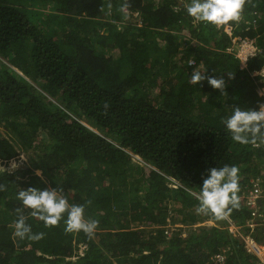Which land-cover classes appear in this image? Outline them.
I'll list each match as a JSON object with an SVG mask.
<instances>
[{"label": "trees", "instance_id": "1", "mask_svg": "<svg viewBox=\"0 0 264 264\" xmlns=\"http://www.w3.org/2000/svg\"><path fill=\"white\" fill-rule=\"evenodd\" d=\"M180 1L129 0L138 19L123 23L124 0H0V264H213L223 250L226 264L258 263L230 222L264 240L241 198L264 186V143L233 141L223 120L264 104V0L228 28ZM237 38L256 48L245 66L228 52ZM194 71L223 77L227 95L190 83ZM226 164L240 170L239 209L197 214L207 170ZM29 187L91 200L94 236L31 217L17 199ZM17 210L42 240L14 236ZM177 221L215 225L185 236Z\"/></svg>", "mask_w": 264, "mask_h": 264}, {"label": "clouds", "instance_id": "2", "mask_svg": "<svg viewBox=\"0 0 264 264\" xmlns=\"http://www.w3.org/2000/svg\"><path fill=\"white\" fill-rule=\"evenodd\" d=\"M250 3L251 0H190V3L185 5V9L188 15L197 21L228 28L243 19L245 7ZM130 7L129 0H124L120 11L127 15ZM108 8L110 14L111 4ZM173 10L176 11L175 8ZM101 11L104 9L101 8ZM205 80L213 89L219 90L222 95H227L223 77L207 76L200 71H194L190 83L201 85ZM107 107L106 103L105 108ZM223 123L226 130L231 133L232 140L239 144L264 143V104H260L258 110L234 106L232 114L224 119ZM139 159L140 157H135V160L139 161ZM5 171L4 168H0V174ZM239 172L237 166L227 164L223 167L208 169L198 196L197 214L211 215L217 221H223L231 216L233 210H238L240 207ZM36 175H41L40 171H37ZM6 190V186L0 184V191ZM62 193V188L40 190L29 187L26 190H20L17 199L22 202L24 208L30 210L31 217L42 221L45 227H58L63 221L66 233L83 232L89 238L93 237L99 222L85 217V208L90 206L92 201L88 200L85 204L79 205L69 204ZM17 211L14 236L20 240L28 239L37 242L42 240L45 233H33L31 225L27 223L28 217L20 210ZM239 239L245 243L243 239ZM254 257L259 260L256 256Z\"/></svg>", "mask_w": 264, "mask_h": 264}, {"label": "built area", "instance_id": "3", "mask_svg": "<svg viewBox=\"0 0 264 264\" xmlns=\"http://www.w3.org/2000/svg\"><path fill=\"white\" fill-rule=\"evenodd\" d=\"M241 39L237 38L234 39L236 41L235 44H238L237 52L234 50V54L237 53V58L242 61L241 59L244 60V66L246 65V62L248 61L249 57H252L256 54V48L253 46L252 42H247V41H239ZM236 55V54H235ZM241 58V59H240ZM262 76H264V69L260 73ZM258 75V74H257ZM253 182V188L250 189V192L256 196L257 198V206H260V201L258 198V194L260 192V186L262 187V184L259 180L252 181ZM247 208L251 210L252 215L254 216V219H250L246 222L245 226H247L252 232L260 226L264 227V213L259 211V213H255V210L253 212V207H252V202L249 204L245 203ZM230 231L237 237L241 238L244 240L246 244V248L248 253L256 256L259 260L257 264H264V244H261L256 241L255 238L251 236V234L248 235H243L245 234V230L242 231L240 227H236L232 222H230ZM236 230V232H235ZM243 232V233H242ZM225 253V250H223ZM222 252V253H223ZM220 254L214 258V263L213 264H226V256L225 254Z\"/></svg>", "mask_w": 264, "mask_h": 264}, {"label": "rangeland", "instance_id": "4", "mask_svg": "<svg viewBox=\"0 0 264 264\" xmlns=\"http://www.w3.org/2000/svg\"><path fill=\"white\" fill-rule=\"evenodd\" d=\"M184 2V0H181L180 1V4H182ZM138 13H135L134 15H131V13L128 11L127 12V15H125L124 16V22L123 23H128L131 19H135V20H137L138 19ZM180 36V35H179ZM234 43H236V41H234ZM237 48H238V44H235V46L234 47H232V48H230L229 50H228V52H230V53H234V50H236V52H237ZM256 50V49H255ZM236 55V57H237V53H235ZM241 59V58H240ZM243 62H244V60L243 59H241ZM241 61V65L242 66H244V63ZM262 94V93H261ZM0 131L3 133V128L2 127H0ZM21 161H28V156L26 155V154H21V156H20V158H19ZM138 160V159H137ZM141 159H139V161H140ZM141 162V161H140ZM253 181H255V180H253ZM242 200L245 202V203H247V204H249L250 202H252V207H253V212H254V210H255V213H259V211H261L262 213H264V186L262 185V187L260 186V192H259V194H258V198H259V201H260V206H257V197L256 196H254L251 192H249V193H246V194H244L242 197ZM179 208V206L178 207H175V206H172V214H174V210L175 209H178ZM172 214H171V216H172ZM176 217H178L177 215H175L174 216V218H176ZM177 219H179V218H177ZM178 222V221H177ZM215 224L212 222V221H207V222H205V223H202V224H197V225H194V226H190V225H181V223H179L178 222V224H176L175 226L176 227H180V228H184V230H185V232H184V234H185V236L186 235H188L189 233H190V231H192V230H197V231H199V229H201V228H203V227H212V226H214ZM221 226H222V224H220ZM220 225H216V226H220ZM183 226H185V227H183ZM190 226V227H189ZM235 232H236V230H235ZM243 233V232H242ZM243 235H247L246 233L245 234H243ZM262 244L264 243V240L261 242Z\"/></svg>", "mask_w": 264, "mask_h": 264}, {"label": "water", "instance_id": "5", "mask_svg": "<svg viewBox=\"0 0 264 264\" xmlns=\"http://www.w3.org/2000/svg\"><path fill=\"white\" fill-rule=\"evenodd\" d=\"M240 242L242 243V240Z\"/></svg>", "mask_w": 264, "mask_h": 264}]
</instances>
